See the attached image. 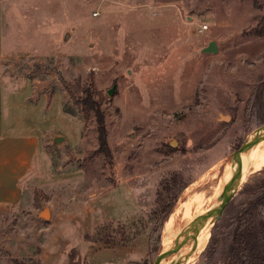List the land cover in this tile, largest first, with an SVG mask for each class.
Wrapping results in <instances>:
<instances>
[{
	"label": "rangeland",
	"instance_id": "obj_1",
	"mask_svg": "<svg viewBox=\"0 0 264 264\" xmlns=\"http://www.w3.org/2000/svg\"><path fill=\"white\" fill-rule=\"evenodd\" d=\"M0 34V74L22 87L39 142L29 204L0 211V264L54 253L100 263L107 256H85L84 242L138 236L141 263L152 264L170 228L165 207L200 194L217 202L241 143L264 124V0H0ZM210 42L215 52L204 51ZM83 88L105 112L110 163L96 152L93 114L75 103ZM262 185L264 165L208 220L202 246L161 264H228V225ZM72 215L91 218L66 228ZM245 218L256 226L254 212Z\"/></svg>",
	"mask_w": 264,
	"mask_h": 264
},
{
	"label": "crops",
	"instance_id": "obj_2",
	"mask_svg": "<svg viewBox=\"0 0 264 264\" xmlns=\"http://www.w3.org/2000/svg\"><path fill=\"white\" fill-rule=\"evenodd\" d=\"M3 46V36L0 34V50ZM16 86L14 81L4 79L0 74V211L9 210L19 204L23 206L29 204L31 194L29 191L27 192L26 185H29L38 173L36 166L39 152L38 138L30 131L28 124L24 122L27 115L22 107L24 105L20 94L22 87ZM29 176L31 179L28 178ZM91 215L89 217L72 215L73 217L64 225L66 228H77V224L83 218H91ZM100 222L95 223L92 230ZM65 230L62 229V234L70 237L69 234L72 232H65ZM92 230L84 233H90ZM128 239L129 241L125 244L115 243L108 246H97L90 242H84L85 256L102 254L108 258V260L100 263H88L142 264L140 257L145 253L144 241L146 239L142 236ZM51 249L55 250L56 247L53 246ZM43 264L65 263L62 262L61 255L54 253V255H49L47 259H43Z\"/></svg>",
	"mask_w": 264,
	"mask_h": 264
},
{
	"label": "trees",
	"instance_id": "obj_3",
	"mask_svg": "<svg viewBox=\"0 0 264 264\" xmlns=\"http://www.w3.org/2000/svg\"><path fill=\"white\" fill-rule=\"evenodd\" d=\"M67 85V91H71L70 85ZM260 89L259 86L255 87ZM78 89V87H77ZM83 96L75 99V103L81 107L83 111L92 113L96 123L98 147L97 153H102L105 159L111 162V151L107 141V128L105 124V112L100 107L99 100L94 98L91 90L82 89ZM260 123H264L263 120ZM181 177L180 171H174L170 174V181L175 183ZM180 182V181H179ZM180 186L185 188L187 184L181 183ZM254 187V186H252ZM259 190L258 195L252 202V207L247 211L239 210L235 214L233 220L228 225V239L230 241V249L228 254V264H264V186ZM173 204L165 207V216L163 222L167 220L173 209ZM174 208V207H173ZM249 211L254 212L258 218L256 226H252L246 221L245 214ZM163 223V225H164ZM126 242V237L122 238L121 243ZM117 243L114 238L110 241L105 240L103 245L108 246ZM16 262V260H14Z\"/></svg>",
	"mask_w": 264,
	"mask_h": 264
},
{
	"label": "water",
	"instance_id": "obj_4",
	"mask_svg": "<svg viewBox=\"0 0 264 264\" xmlns=\"http://www.w3.org/2000/svg\"><path fill=\"white\" fill-rule=\"evenodd\" d=\"M204 51L215 52L216 47L214 42H210L208 46L204 48ZM112 88L109 89V93L112 92ZM257 138H264V124L258 126L251 131L241 143L236 155L234 156L233 163L227 173V179L224 183V192L219 194V200L213 204H210L204 208V210L197 215L188 225V234L181 237H176L168 248H164L159 251L152 264H161L168 257L180 251L182 248L192 245L191 251L197 248L199 242V236L203 227L207 224L211 217L219 216L224 210L225 206L233 198L237 189L240 186L242 164L245 153L248 148L251 150L255 147ZM61 137H56L55 141L60 140ZM41 216L47 218L49 213L45 208L40 212Z\"/></svg>",
	"mask_w": 264,
	"mask_h": 264
},
{
	"label": "bare ground",
	"instance_id": "obj_5",
	"mask_svg": "<svg viewBox=\"0 0 264 264\" xmlns=\"http://www.w3.org/2000/svg\"><path fill=\"white\" fill-rule=\"evenodd\" d=\"M222 118L227 119L225 117H222ZM171 144H174V142ZM263 165H264V138H257L256 143H255V147L252 150H251V148H248L247 152L244 155L243 164H242L241 180H243L244 178H247L249 176V174L260 169ZM218 166H219V164H218ZM213 177H215V175H213ZM223 180H221L218 183L215 190L213 189L214 193L221 194L222 192H224L223 190H224V183L225 182H223ZM199 187H197V188H199ZM192 189H194V187H192ZM188 190H190V189L188 188L187 191ZM185 193H184V196L186 195ZM200 195H191V197H189L188 199L182 200L176 209H175L176 206L174 207L175 210L173 209V213L171 212L172 214L170 215V217L167 219V222H166V224L168 223V226L170 228L167 229L168 235H167L166 239L164 240V242L162 243L163 248H168L170 246V244L173 242V239L175 237H178V236L181 237V236H185L188 234L189 223L197 215H199L204 210V208L206 207L205 202L207 200L203 203L201 201ZM202 197H203V195H202ZM208 198H210V197H208ZM210 203H211V201H210ZM166 224H165V226H166ZM165 226H164V230H165ZM208 234H209V232H208ZM206 235H207V225H205L203 227V229L200 233L199 242L197 243V248L202 246V244L205 242ZM191 246L192 245H189L188 247H191ZM197 251H198V249H197ZM195 256H196V254H195Z\"/></svg>",
	"mask_w": 264,
	"mask_h": 264
},
{
	"label": "built area",
	"instance_id": "obj_6",
	"mask_svg": "<svg viewBox=\"0 0 264 264\" xmlns=\"http://www.w3.org/2000/svg\"><path fill=\"white\" fill-rule=\"evenodd\" d=\"M127 146H129L130 148H133L137 145V142L134 139L129 140L128 143H126Z\"/></svg>",
	"mask_w": 264,
	"mask_h": 264
}]
</instances>
